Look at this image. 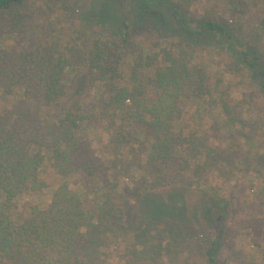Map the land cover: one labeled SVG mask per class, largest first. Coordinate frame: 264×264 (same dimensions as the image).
I'll list each match as a JSON object with an SVG mask.
<instances>
[{
  "label": "rangeland",
  "instance_id": "1",
  "mask_svg": "<svg viewBox=\"0 0 264 264\" xmlns=\"http://www.w3.org/2000/svg\"><path fill=\"white\" fill-rule=\"evenodd\" d=\"M225 1L192 0L190 16L210 17L232 29L258 52L264 66V7L255 0H242L229 13ZM147 3L152 7L150 1ZM133 5L130 0H27L20 8L25 13L24 31L0 37V49L12 46L24 51L41 42L59 41L81 72L78 77H85L96 46L107 40L105 45L111 49L105 53L112 60L116 56L136 57L138 46L143 48L142 53H148L147 49L151 56L156 55V63L165 59L166 52L175 55L176 47L181 45L178 37L171 36L160 44L159 33L149 21L135 20L130 36L122 35L120 18L124 14H138ZM113 15L117 22L106 27L103 21ZM195 45L191 50L192 62L200 61L205 66L209 93L196 101L182 100L177 124L183 130L199 133L204 143L217 151L213 170L198 161L179 168H176L179 161L173 167L149 164L148 150L155 137L141 126L130 132L118 125L105 130L100 112L107 87L95 81L88 88L85 109L91 112V126L82 129L86 144L107 167V173L90 179L71 169L66 180L69 188L86 195L91 205L100 206L107 199L113 212L124 211L122 225L118 223L112 239L101 249L100 264H129L132 262L129 250L134 248L162 252L161 264H206L207 238L213 237L214 232L212 222L207 223L199 216L211 195L229 203L228 215L221 223L217 264H264V87L228 55L218 36L207 44ZM117 68L113 82L121 86L125 79L119 74V65ZM87 83L80 88L74 77L69 83V98L84 94ZM23 93L24 88L6 92L0 86V116L10 126H16L23 138L29 136L31 140L35 128L56 121L58 113L38 100L26 99ZM56 169L50 165L42 170L51 186L39 196L23 194L16 204L18 209L38 197L43 205H48L50 190L62 182ZM174 193L182 197L176 203H184L188 208L183 215L187 220L184 228L176 227L174 233L160 224L146 231L147 224L141 218L142 203L152 196L168 201ZM196 207L197 218L193 216ZM144 262L152 264L150 259Z\"/></svg>",
  "mask_w": 264,
  "mask_h": 264
},
{
  "label": "trees",
  "instance_id": "2",
  "mask_svg": "<svg viewBox=\"0 0 264 264\" xmlns=\"http://www.w3.org/2000/svg\"><path fill=\"white\" fill-rule=\"evenodd\" d=\"M27 0H0V37L23 32L25 13L20 9ZM138 8V14L120 18V32L127 38L135 20L149 21L159 33V43L177 36L181 44L175 55L166 52L161 63L156 55L142 53L124 58L109 59L103 41L89 58L85 77L78 75L77 66L59 41L37 44L30 50H18L9 46L0 49V86L6 92L24 88L23 97L39 101L48 110L58 113L56 121H47L36 127L35 135L23 138L16 126L0 116V264H100L101 249L112 239L123 221L124 211L113 212L110 202L93 206L86 195L69 188L66 175L71 169L93 179L107 173V167L96 158L86 144L82 127L91 126V112L85 109L89 86L97 81L107 87L102 101L101 120L104 129L115 126L132 131L141 126L155 140L148 150V163L165 164L176 168L193 161L215 169L217 151L204 143L196 131L183 130L177 124L184 99L194 101L208 95L205 66L193 61L191 50L195 44L209 43L218 36L228 55L240 62L261 87H264V66L256 50L234 31L210 17L192 18L189 7L192 0H130ZM242 0H226L228 12ZM264 7V0H255ZM137 15V16H136ZM116 16H108L107 27ZM120 16H118L119 18ZM102 30H104L101 25ZM112 43L111 41L109 42ZM120 66L119 74L125 84L116 86L113 73ZM84 83L81 96L69 98V83L73 78ZM177 124V125H176ZM29 141H32L29 145ZM55 166L62 182L51 191L48 205L40 197L25 202L20 209L17 202L25 193L41 195L51 186L42 175L47 166ZM181 194L174 193L168 201L152 196L143 203L142 220L150 226L163 224L169 232L182 229L187 205L181 202ZM228 201L215 195L209 196L199 219L212 222L213 237L207 238L206 264H217L216 254L221 245V223L227 217ZM197 218V207L193 210ZM122 225V224H120ZM177 227V228H176ZM132 262L161 264L160 251L129 250Z\"/></svg>",
  "mask_w": 264,
  "mask_h": 264
}]
</instances>
